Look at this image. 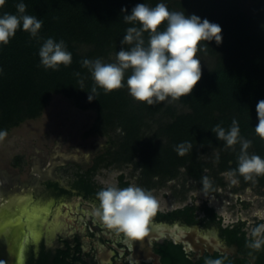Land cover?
I'll list each match as a JSON object with an SVG mask.
<instances>
[{
	"label": "trees",
	"instance_id": "16d2710c",
	"mask_svg": "<svg viewBox=\"0 0 264 264\" xmlns=\"http://www.w3.org/2000/svg\"><path fill=\"white\" fill-rule=\"evenodd\" d=\"M246 1L252 2L248 10L242 5ZM19 3L26 5L25 15L36 16L43 24L38 38H32L21 25L7 45H0V131L38 115L52 93L62 92L86 101L97 110L98 131L109 133L120 129L121 136L113 140L114 149L109 154L115 161L132 162L139 168L147 189L160 182L155 177L175 178L181 168L202 188L203 176L212 181L209 190L222 184L219 174L238 166L240 144L229 148L211 130L217 124L228 129L233 119L238 121L241 137L252 141L249 153L264 158V141L254 129L258 124L256 104L264 100V0H6L0 15L4 12L19 15L16 9ZM138 3L150 7L165 3L171 11L206 18L222 27L223 37L220 44L202 42L200 53L214 56L216 65L202 69V78L193 92L178 99L189 111L175 115L147 137L142 136L145 120L157 114L163 102L153 105L138 102L129 95L126 86L107 94L102 89L91 93L94 82L82 61L92 58L80 53L77 47V43H84L92 45L100 55L117 53L126 29L139 27L124 21V16L131 14ZM48 38L65 41L72 53L69 66L60 65L58 70L41 66L38 53ZM144 38L147 42V33ZM130 74V70L125 73V84ZM89 94L94 97L92 101L88 100ZM186 141L192 144V149L180 156L175 148ZM208 148H216L218 153L213 160L205 161L202 155ZM237 179L243 187L252 184L243 177ZM255 183L264 187V176L257 177ZM206 210L215 217L212 207ZM188 220H194L192 214ZM224 233L241 245L252 239L238 227L226 228ZM177 252L178 258L183 256L181 250Z\"/></svg>",
	"mask_w": 264,
	"mask_h": 264
},
{
	"label": "clouds",
	"instance_id": "9594fccd",
	"mask_svg": "<svg viewBox=\"0 0 264 264\" xmlns=\"http://www.w3.org/2000/svg\"><path fill=\"white\" fill-rule=\"evenodd\" d=\"M5 3L6 0H0V8ZM16 9L19 15L7 12L0 15V45H7L21 25L32 38H38L43 21L36 16L25 15L24 3L17 4ZM124 21L139 27L126 29L115 62L106 63L101 58L82 61V66L89 71L94 82L91 89L93 94L97 93V89L107 94L126 86L134 100L148 105L189 96L202 78L201 60L198 57L202 42L215 41L220 44L223 39L219 24L195 14L187 16L184 12L171 11L165 3H157L154 7L138 3L131 14L124 16ZM162 25L165 27L161 31ZM145 33L148 34L147 42ZM124 45L130 47L125 48ZM38 55L45 69L58 70L60 65L69 66L72 63V53L67 50L63 40L46 39ZM129 70L131 74L125 84V73ZM93 99V95L89 94L88 100ZM256 113L258 124L254 128L255 134L264 141V100L256 104ZM211 131L229 148L240 144L237 168L224 173L231 183H239L238 176L252 183L256 182L257 177L264 176V158L249 153L252 141L241 137L236 119L231 121L228 129L217 124ZM6 135L5 131H0V139ZM191 149L192 144L186 141L177 145L175 151L184 156ZM201 183L205 190L212 188L208 176H203ZM96 200L98 203L94 204L92 215L107 229L129 241H138L146 235L147 226L159 208V201L153 193L136 185L103 188L96 193ZM251 237L246 241L248 248H264V223L252 228ZM206 264L222 262L209 259Z\"/></svg>",
	"mask_w": 264,
	"mask_h": 264
},
{
	"label": "rangeland",
	"instance_id": "374dc122",
	"mask_svg": "<svg viewBox=\"0 0 264 264\" xmlns=\"http://www.w3.org/2000/svg\"><path fill=\"white\" fill-rule=\"evenodd\" d=\"M251 3L246 1L242 5L248 10ZM77 47L80 53L91 56L92 60L101 58L106 63L115 62V52L100 55L92 45L77 43ZM198 57L201 69L215 67L214 56L199 52ZM187 111L188 106L179 100L163 101L161 110L145 120L142 136L154 135L159 125ZM97 115V110L86 101L62 92L52 93L38 115L24 118L5 131L7 135L0 139V170L11 177L16 176L17 183L37 182L38 186L31 191L33 195L48 193L45 187L49 181L53 182L49 177L57 178L67 186L88 188L92 195L109 186L125 188L136 185L147 189L142 184L144 179L140 178L139 168L132 162L112 159L109 153L114 149L113 140L121 136L120 129L109 133L98 131L95 128ZM58 150L64 153L65 158L56 156ZM84 153L86 158L82 156ZM217 153L218 149L208 148L202 158L213 160ZM35 161L40 164L37 174L32 172ZM226 172L219 174L223 183L214 190L200 187L197 180L183 172V168L175 178L159 180L155 177L154 180L160 182L147 190L159 201L157 213L166 214L188 207L193 222L213 225L212 230L238 227L246 237L252 238V228L264 223V187L256 183L244 187L240 182L233 184L224 175ZM208 207L213 208L215 217L206 210ZM176 214L183 219L187 213Z\"/></svg>",
	"mask_w": 264,
	"mask_h": 264
},
{
	"label": "flooded vegetation",
	"instance_id": "af4514ba",
	"mask_svg": "<svg viewBox=\"0 0 264 264\" xmlns=\"http://www.w3.org/2000/svg\"><path fill=\"white\" fill-rule=\"evenodd\" d=\"M49 180L53 182L45 187L48 193L32 194L27 208L11 215L19 217L20 224L15 220L3 230L6 245L14 246L12 257L19 255L21 243V264H206L209 259L222 264H264V251L232 240L224 233L229 227L212 230L213 225L190 222L188 207L187 212L185 207L156 213L146 235L129 241L92 215L98 201L88 188ZM180 212L187 213L183 219L177 217ZM179 228L183 233L178 234ZM177 250L183 256L178 258Z\"/></svg>",
	"mask_w": 264,
	"mask_h": 264
},
{
	"label": "bare ground",
	"instance_id": "6f19581e",
	"mask_svg": "<svg viewBox=\"0 0 264 264\" xmlns=\"http://www.w3.org/2000/svg\"><path fill=\"white\" fill-rule=\"evenodd\" d=\"M55 154L57 157L60 156L62 158H65L64 153L60 152L59 150ZM82 156L86 158L87 154L84 153L82 154ZM39 165L40 164L38 162H33V173H39ZM37 186V182L17 183L16 176L11 177L7 173H5V171L0 170V243L2 242L1 234L7 221V217L17 212H20L22 209L26 208L27 204L32 200L31 191L34 190ZM179 230L180 232L178 234H181L182 229L179 228ZM18 250L19 255L17 256L16 264H20L21 245Z\"/></svg>",
	"mask_w": 264,
	"mask_h": 264
},
{
	"label": "water",
	"instance_id": "95a60500",
	"mask_svg": "<svg viewBox=\"0 0 264 264\" xmlns=\"http://www.w3.org/2000/svg\"><path fill=\"white\" fill-rule=\"evenodd\" d=\"M29 204V203H28ZM26 208H27V206H26ZM25 209V208H24ZM16 218V219H15ZM14 219L12 218V216H9V217H7V221H6V223H5V226H4V231L6 230V229H9V228H11V226H10V224L12 223V222H15V220H18V222L19 221H21V219L19 218V217H15ZM26 219H28V218H26ZM19 224H20V222H19ZM166 226V225H165ZM20 229V228H19ZM3 230H2V234H1V243H0V263L1 264H16V262H17V257H12L11 255H10V253H12V251H13V248H14V246H9L8 244V247H7V245H6V240H5V238L7 237H5V235L3 234ZM21 230V229H20ZM179 232H180V230H179ZM182 233V232H181ZM196 232H194V234H195ZM193 234V235H194ZM20 245H21V243H19V247H20ZM12 247V248H11ZM2 253H4L3 255H2ZM20 264H21V257H20Z\"/></svg>",
	"mask_w": 264,
	"mask_h": 264
}]
</instances>
